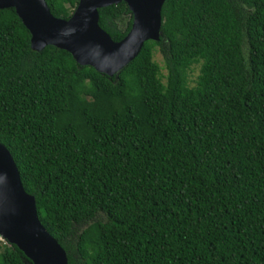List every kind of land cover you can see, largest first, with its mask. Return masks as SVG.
Returning <instances> with one entry per match:
<instances>
[{
    "label": "trees",
    "instance_id": "1",
    "mask_svg": "<svg viewBox=\"0 0 264 264\" xmlns=\"http://www.w3.org/2000/svg\"><path fill=\"white\" fill-rule=\"evenodd\" d=\"M160 32L109 77L0 9V143L68 264H264V0H164ZM0 264L32 263L0 238Z\"/></svg>",
    "mask_w": 264,
    "mask_h": 264
},
{
    "label": "water",
    "instance_id": "2",
    "mask_svg": "<svg viewBox=\"0 0 264 264\" xmlns=\"http://www.w3.org/2000/svg\"><path fill=\"white\" fill-rule=\"evenodd\" d=\"M124 1L131 28L115 41L100 27L98 9ZM164 0H78L67 19L54 16L46 0H0V9L14 8L30 33V47L52 45L68 51L79 65L111 77L140 51L146 40H159ZM0 237L16 245L32 264H68L66 251L41 224L33 195L21 183L9 150L0 143Z\"/></svg>",
    "mask_w": 264,
    "mask_h": 264
},
{
    "label": "rangeland",
    "instance_id": "3",
    "mask_svg": "<svg viewBox=\"0 0 264 264\" xmlns=\"http://www.w3.org/2000/svg\"><path fill=\"white\" fill-rule=\"evenodd\" d=\"M130 14L126 15V18H128ZM153 60L160 66V73L162 75V81L165 82V75L167 73L165 66H164V61H163V56L162 53L160 52V50L158 49V47H156L153 50ZM199 67L200 64H195L192 66L191 71H189V81H190V85H194L195 84V80L199 74Z\"/></svg>",
    "mask_w": 264,
    "mask_h": 264
},
{
    "label": "clouds",
    "instance_id": "4",
    "mask_svg": "<svg viewBox=\"0 0 264 264\" xmlns=\"http://www.w3.org/2000/svg\"><path fill=\"white\" fill-rule=\"evenodd\" d=\"M2 240H6V239H4V238H2V237H0ZM7 241V240H6ZM8 242V241H7Z\"/></svg>",
    "mask_w": 264,
    "mask_h": 264
}]
</instances>
